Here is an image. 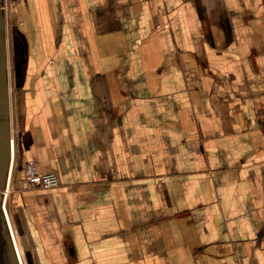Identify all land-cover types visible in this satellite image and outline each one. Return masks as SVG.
<instances>
[{
    "label": "crops",
    "instance_id": "obj_1",
    "mask_svg": "<svg viewBox=\"0 0 264 264\" xmlns=\"http://www.w3.org/2000/svg\"><path fill=\"white\" fill-rule=\"evenodd\" d=\"M5 6L26 264H264V0Z\"/></svg>",
    "mask_w": 264,
    "mask_h": 264
},
{
    "label": "flooded vegetation",
    "instance_id": "obj_2",
    "mask_svg": "<svg viewBox=\"0 0 264 264\" xmlns=\"http://www.w3.org/2000/svg\"><path fill=\"white\" fill-rule=\"evenodd\" d=\"M4 3L5 0H0V189L4 188L6 185V175L9 162V147L5 144L6 132L4 129L6 115L8 114L9 117V107L7 102V65L9 53L7 51L10 49L9 51L11 52L14 85L16 89H18L20 85L19 78L22 76L23 68L26 63V51L22 35L17 29H13L12 27L7 30L8 26L4 16ZM19 137L20 136L17 137V146L19 145ZM9 138L11 139V127ZM4 223L6 224L8 233L7 231L5 232V228L2 225L3 228H0V239L5 238L6 248L9 253L4 257L0 256V264H21L19 249L17 253L13 240L15 237L12 236L13 233H11L6 217ZM18 243L21 252H23L21 240H19V238ZM1 248L2 246L0 245V251Z\"/></svg>",
    "mask_w": 264,
    "mask_h": 264
},
{
    "label": "rangeland",
    "instance_id": "obj_3",
    "mask_svg": "<svg viewBox=\"0 0 264 264\" xmlns=\"http://www.w3.org/2000/svg\"><path fill=\"white\" fill-rule=\"evenodd\" d=\"M4 4L5 5L7 4V0H5ZM5 7H7V6H4V8ZM4 12H5L4 16H5V21L7 23V26H8L7 27V30H8V29H10V24L8 22L9 8H5ZM9 50L7 51L9 53L8 65H7V102H8V107H9V121H10V127H11V139H13L14 151L16 152V150H17V136H16L15 132L12 130L13 127L15 128V122H14L15 120L14 121L12 120V114L15 111V95H14L15 94V85H14V74H13V63H12V59H11V55H10L11 52ZM14 157L16 158L15 154H14ZM13 160H14L13 164H15V159H13ZM15 171H16V169L13 167L12 173L14 174ZM12 181H14V178H12ZM5 190H6V185L4 188L0 189V228L4 227L5 232L7 231V233H8V229L6 227V224L4 223L5 217H6L5 213H6L8 218H9L10 224H11L12 232H13V235L15 237L17 247L19 249V254L21 256L22 264H26V260L23 258L20 247H19L18 237L16 234L14 222H13L14 217H13L12 209L10 206V197H9L8 193H7L8 197L6 198V203L4 205L5 210L4 211L2 210V202H3L4 195H5ZM2 225H3V227H2ZM5 241H6L5 238L0 239V245L2 246L1 251H0L1 257H4L9 253L8 249L6 248V242Z\"/></svg>",
    "mask_w": 264,
    "mask_h": 264
},
{
    "label": "built area",
    "instance_id": "obj_4",
    "mask_svg": "<svg viewBox=\"0 0 264 264\" xmlns=\"http://www.w3.org/2000/svg\"><path fill=\"white\" fill-rule=\"evenodd\" d=\"M10 146H11V163H10V168L8 172V177L6 181V190H5V195L3 198L2 202V210L4 211V205L6 203V198H7V190H8V184L10 180V174L12 171V164H13V159H14V143L13 139L10 141ZM23 183L26 185V187L32 189H41V190H50L57 188L59 186V182L54 174H43L40 175L37 173L35 165L33 162H26L24 167H23Z\"/></svg>",
    "mask_w": 264,
    "mask_h": 264
},
{
    "label": "water",
    "instance_id": "obj_5",
    "mask_svg": "<svg viewBox=\"0 0 264 264\" xmlns=\"http://www.w3.org/2000/svg\"><path fill=\"white\" fill-rule=\"evenodd\" d=\"M4 129H5V132H6V141H5V144H6V146L9 147V162H8V169H7V175H6V181H7L8 172H9L10 163H11V146H10L11 139L9 138V135H10V121H9L8 114L6 115V118H5V126H4ZM7 139H8V141H7ZM21 244H22L23 251L25 252L26 249H27L26 248V244L22 240H21Z\"/></svg>",
    "mask_w": 264,
    "mask_h": 264
},
{
    "label": "bare ground",
    "instance_id": "obj_6",
    "mask_svg": "<svg viewBox=\"0 0 264 264\" xmlns=\"http://www.w3.org/2000/svg\"><path fill=\"white\" fill-rule=\"evenodd\" d=\"M5 216H6V219H7V222H8V226H9V228L11 229V233H13V232H12V228H11V224H10V221H9V218H8V216H7L6 213H5ZM12 236H14V235L12 234ZM13 240H14V243H15L16 251H17V253H18V247H17L16 241H15V238H13ZM18 256H19V255H18ZM20 262H21V264H22V260H21V259H20Z\"/></svg>",
    "mask_w": 264,
    "mask_h": 264
}]
</instances>
